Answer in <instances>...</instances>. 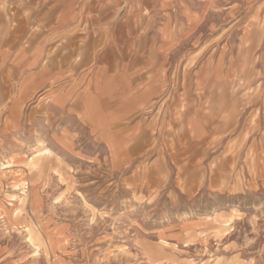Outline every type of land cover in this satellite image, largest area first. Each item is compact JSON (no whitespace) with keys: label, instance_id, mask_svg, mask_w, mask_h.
Listing matches in <instances>:
<instances>
[{"label":"rangeland","instance_id":"1","mask_svg":"<svg viewBox=\"0 0 264 264\" xmlns=\"http://www.w3.org/2000/svg\"><path fill=\"white\" fill-rule=\"evenodd\" d=\"M162 1L127 20L146 42L166 17L178 32L195 15L166 104L103 132L17 111L0 141V261L264 264V0ZM62 129L72 141L54 148Z\"/></svg>","mask_w":264,"mask_h":264},{"label":"crops","instance_id":"2","mask_svg":"<svg viewBox=\"0 0 264 264\" xmlns=\"http://www.w3.org/2000/svg\"><path fill=\"white\" fill-rule=\"evenodd\" d=\"M132 13H142L141 0H0V141L12 136L18 110L59 111L57 117L80 120L88 132H103L151 103L166 104L175 93L174 59L183 56L195 15L178 32L166 17L146 43L142 25L127 20ZM111 44L117 53L99 49ZM198 119L187 122L198 128ZM65 132L49 135L54 148L72 141ZM61 249L50 245L52 255Z\"/></svg>","mask_w":264,"mask_h":264}]
</instances>
